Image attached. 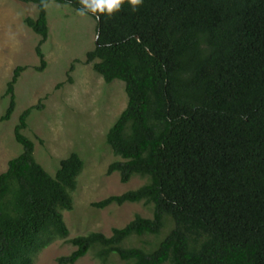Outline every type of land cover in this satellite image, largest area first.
<instances>
[{
	"label": "trees",
	"instance_id": "obj_1",
	"mask_svg": "<svg viewBox=\"0 0 264 264\" xmlns=\"http://www.w3.org/2000/svg\"><path fill=\"white\" fill-rule=\"evenodd\" d=\"M18 1L37 6L25 25L40 38L35 70L43 72L48 6L78 12L81 0ZM87 16L97 21L87 64L106 83L123 82L128 97L107 135L120 158L108 173L123 184L147 180L94 206L144 203L153 216L138 215L110 237L72 238L65 213L75 209L85 163L74 153L52 176L38 162L26 132L40 104L19 117L22 153L0 175V264H36L56 240L74 248L58 264L92 252L104 264L113 255L128 264H264V0H144L136 11L125 3L111 17ZM27 69L17 67L7 84L10 105L0 124L18 110ZM166 216L174 229L154 251L124 247L133 237L160 235Z\"/></svg>",
	"mask_w": 264,
	"mask_h": 264
},
{
	"label": "rangeland",
	"instance_id": "obj_2",
	"mask_svg": "<svg viewBox=\"0 0 264 264\" xmlns=\"http://www.w3.org/2000/svg\"><path fill=\"white\" fill-rule=\"evenodd\" d=\"M36 16L34 4L0 0V118L10 105L6 91L15 69L28 68L16 89L17 112L10 122L0 124V175L22 153L14 134L19 117L25 110L41 104L43 108L34 110L30 116L26 132L36 142L38 162L52 176L59 171L61 162L74 153L85 163L84 173L78 180L75 209L65 213L72 238L89 233L110 237L114 229L126 227L138 215L152 218L154 209L153 205L144 203L112 205L104 210L94 206L110 197L137 190L147 182L134 177L130 183L123 184L118 173H108L110 166L120 161L108 145L107 135L127 107L125 84L106 83L87 64V53L96 45L97 21L91 16H81L68 5L48 6L51 33L43 48L47 66L43 72L36 71L41 66L36 54L40 38L25 25L28 17ZM73 65L75 71L70 74ZM174 226L172 218L166 216L160 235L133 237L124 247H142L152 252ZM73 251L65 241L56 240L37 254L35 262L58 264L60 258ZM77 264L104 263L92 252ZM106 264L128 263L113 255Z\"/></svg>",
	"mask_w": 264,
	"mask_h": 264
},
{
	"label": "clouds",
	"instance_id": "obj_3",
	"mask_svg": "<svg viewBox=\"0 0 264 264\" xmlns=\"http://www.w3.org/2000/svg\"><path fill=\"white\" fill-rule=\"evenodd\" d=\"M125 3L136 11L143 5L144 0H81L82 6L78 12L81 16L91 13L97 20H100L104 16L111 17L121 12Z\"/></svg>",
	"mask_w": 264,
	"mask_h": 264
}]
</instances>
